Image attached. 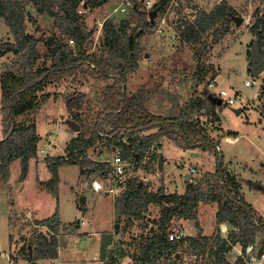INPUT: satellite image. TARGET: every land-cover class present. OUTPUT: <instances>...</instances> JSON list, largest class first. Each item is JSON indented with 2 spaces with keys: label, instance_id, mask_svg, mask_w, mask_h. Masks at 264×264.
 <instances>
[{
  "label": "rangeland",
  "instance_id": "obj_1",
  "mask_svg": "<svg viewBox=\"0 0 264 264\" xmlns=\"http://www.w3.org/2000/svg\"><path fill=\"white\" fill-rule=\"evenodd\" d=\"M55 1L54 6L40 12V5H34L31 0H0V5L10 4L12 7L7 8L5 17L17 10L22 14L21 27L24 33L37 40L38 59L35 66H40L43 61L46 66L50 65L49 39L61 37L71 49L75 45L74 41L69 44L72 37L64 34V25L56 16L61 9V0ZM131 1L140 10L127 9L122 14L114 12L123 0H103V4L95 8L90 7L88 2L80 4L78 14L84 28L87 32L93 31L84 46L86 53H98L103 49L104 33L101 29L105 21H113L117 26L121 19L130 20L128 34L135 31L137 51L134 67L127 74L128 97L142 90L143 109L150 114L168 118L188 111L189 105H194L192 112L189 111L190 118L216 142L226 169L240 183V196L264 221V95L260 94L259 97L264 86V71L255 77V84L244 86L245 81L253 79L248 65L252 41L249 40L254 35L249 33L252 26L257 25L258 11L264 10V0H226L234 16L241 18L242 22L236 25L232 20L226 26L218 23L196 43L185 42L182 38L181 41L167 40L164 35L158 36L152 31L148 13L161 0ZM220 1L191 0V10L207 11ZM191 16L185 15V18L191 21ZM140 19L147 23L141 26ZM12 25L17 27L11 20L8 22L3 16L0 17V46L17 44ZM215 29L216 34L213 33ZM15 61L17 58L11 53L0 58V72L15 64ZM84 69L90 70L89 67ZM216 76L218 89H224L231 95H240L234 106L226 105L223 100L220 105L214 104L211 108L216 91L210 90L208 85ZM112 83L110 78H93L77 72L56 84L48 85L44 93H49L51 97L37 111L26 112L15 118L22 129L33 125L40 141L36 156L27 160L24 178H21V160L16 159L9 165L6 181H0V264H111L110 256L107 255L110 252L115 259L113 264H134L131 256L138 253V243L156 231L153 221L158 219L162 206L149 204L142 210L143 218L140 219L130 216L117 219L113 203L124 195L128 182L134 179L142 186L141 196L156 194L161 187L166 195H182L188 182L185 180L186 175L191 181H196L206 172L213 171L215 160L211 153L198 148L182 150L163 137L158 146L155 144L148 150L141 162H124L123 184L115 187L113 193L107 192L114 185L106 178L96 174L86 176L81 173L78 164L60 166L58 196L48 193L45 184L51 176L44 158L67 155V144L78 137L81 131H74L66 124L67 120L74 121L73 114L66 107V98L82 95L72 104L75 105L74 113L78 114L84 126L81 135L88 138L98 113L104 107L103 92ZM197 103L199 107H196ZM234 109H240L241 112L236 114ZM2 132L0 115V139ZM235 134L239 135L237 141L228 143L224 140L225 136ZM116 154V149L108 150L105 141L97 142L86 151L89 159L99 162H110ZM189 168L195 169V175L189 173ZM95 182L100 192L94 191L92 184ZM220 202L212 200L199 203L196 209L198 227L191 220L173 219L167 228L169 238H174L179 232L183 238L196 234L213 235L217 229L222 237H226L230 232L228 226L224 228L216 225L215 214ZM55 212H58L60 221L57 233L52 234L47 228L36 224L50 218ZM71 223L77 227L74 229ZM41 236L47 239L54 237L52 241L58 247L56 257L43 260L37 257V242ZM261 236L257 234L254 245L248 247L246 253L242 252L239 245L232 247L225 255L228 263L235 264L236 259L241 257L243 264H257V252L264 241ZM109 240L112 242L109 243ZM184 247L187 248V244L175 254L176 260L180 259L181 264L193 263L196 257L184 251Z\"/></svg>",
  "mask_w": 264,
  "mask_h": 264
},
{
  "label": "trees",
  "instance_id": "obj_2",
  "mask_svg": "<svg viewBox=\"0 0 264 264\" xmlns=\"http://www.w3.org/2000/svg\"><path fill=\"white\" fill-rule=\"evenodd\" d=\"M31 1L36 6L40 5V12L54 6L56 2L55 0ZM167 1L162 0V3ZM83 2H88L92 8L103 4V0H61V9L56 16L64 25V34L69 38L72 37L75 45L71 49L68 42L63 41L61 37L49 39L47 45L51 53V61L48 66L45 61L40 66H35L38 59L37 40H34L30 34L24 33L21 27L22 14L14 10V13L6 18L7 8L12 7L10 4L0 5V17L3 16L8 22L11 20L17 25V27L12 25L17 44L7 43L0 46V58L8 53L17 58L15 64L0 72V115L3 131L2 139H0V181H6L9 165L16 159L21 160V178H24L28 168V158L36 156L40 138L36 134L35 127L32 125L22 129L15 118L26 112H35L46 103L51 97L49 93H44L48 85L56 84L77 72L83 75L88 74L93 78H110L113 83L103 92L104 107L98 113L88 138L81 135L84 126L81 125L78 114L74 113L75 105L72 104L73 100L82 95L77 94V97L74 95L66 98V107L73 114V120L80 124L81 131L78 137L67 144V155L44 158L51 176L45 184L46 191L53 196H58V168L63 165L78 164L81 173L86 176L96 174L107 178L110 171L109 163L89 159L86 155L88 148L100 141L107 143L109 151L116 149L120 158L126 163L141 162L148 150L155 144L158 146L163 137L182 150L198 148L209 152L215 160L213 171L206 172L196 181H191L190 178L182 195L177 193L166 195L161 187L156 194L141 196L142 186L133 179L128 182L124 195L115 199L114 213L117 219L121 216L140 219L143 218L142 210H145L149 204L162 206L158 219L153 221L156 231L149 237H144V240L138 243V253H133L131 256L134 264H181L180 259L176 260L175 254L185 244L187 248L184 247V251L187 250L196 257V260L190 264H229L225 255L234 245L239 244L242 252L246 253L247 248L254 245L257 234L264 238V221L240 196L239 182L235 176L227 172L216 142L190 118L189 111L192 112L194 105H189L188 111L168 118L150 114L143 109L142 90L128 97L127 74L134 67L137 51L135 31L128 34L130 20L121 19L117 26L113 21L105 22L103 49L101 48L98 53H86L84 46L93 31H86L83 20L78 14V7ZM51 13L50 11L49 15ZM231 15L234 16L233 9L226 0H222L210 10L196 11L191 22L185 23L180 36L185 42L196 43L203 34L216 27L218 23H224L225 26L230 23L233 20ZM140 21H142L141 26L147 23L145 20L140 19ZM251 32L254 39L250 46L258 40L263 55L264 17L258 19L257 25L252 26ZM213 33L216 34L217 29ZM84 67H89L90 70L86 71ZM39 92L42 94L38 95ZM261 95H264V86ZM212 100L211 108L217 104L218 99L214 97ZM197 104L196 107H199V103ZM212 200L221 201L215 214L216 225L217 227L221 224L228 226L230 232L226 237H222L217 229V233L210 236L196 234L178 240H175V237L169 238L167 228L173 219L191 220L198 227L196 209L199 203ZM36 224L47 228L52 234L57 233L60 225L58 212ZM71 226L74 229L77 227L75 223H71ZM53 238L47 239L41 236V244L40 241L37 242L39 245L36 250L39 259L57 256L58 247L55 246V241H52ZM263 252L264 241L257 252V258ZM107 255L110 256L111 264H113L115 260L111 257L113 253L110 252ZM235 264H243L242 258H237Z\"/></svg>",
  "mask_w": 264,
  "mask_h": 264
},
{
  "label": "built area",
  "instance_id": "obj_3",
  "mask_svg": "<svg viewBox=\"0 0 264 264\" xmlns=\"http://www.w3.org/2000/svg\"><path fill=\"white\" fill-rule=\"evenodd\" d=\"M149 5H151V3ZM191 6V0H168L166 3H162L161 0L160 3L153 6L154 9L157 8V13L150 24L152 31L158 36L164 35L167 40L174 39L175 41H178L179 39V41H181L180 31L184 28L185 23L188 24L191 22L189 21V18H185V15L189 17L190 14H192L191 17H193L195 13L193 12V10H191ZM136 8L137 10L139 9L135 2L131 0H123V3L119 5V7L115 8L114 12H119V14H122L127 11V9L136 10ZM72 43L73 39L71 38L69 39V44ZM174 46L175 45H173L171 48H173ZM253 84H255V78L250 81L247 80L244 82V86L247 87ZM208 88L210 90L216 91L214 92L216 98H218L221 102L224 100L226 102V105L228 106H234L235 102L240 98V95L238 93H234V95H231L224 89H218L217 81L215 79L214 81L209 83ZM108 163L110 165V171L106 180L114 186L110 187L107 192L113 193L115 187L121 186L123 184L122 179L124 177L125 163L120 158V155L118 153ZM188 171L191 175H195L196 171L194 168H189ZM95 183L92 184L94 191L100 192V187L95 186ZM181 238H183L182 233L179 232L177 233V235H175V240ZM255 260L257 264H262V261L264 260V252L259 258L256 257Z\"/></svg>",
  "mask_w": 264,
  "mask_h": 264
},
{
  "label": "water",
  "instance_id": "obj_4",
  "mask_svg": "<svg viewBox=\"0 0 264 264\" xmlns=\"http://www.w3.org/2000/svg\"><path fill=\"white\" fill-rule=\"evenodd\" d=\"M156 13H157V8L151 10L148 13L150 21L153 20ZM231 17H232L233 21H235L236 25H239L242 22L241 18H237L233 15H231ZM249 63H250L251 75L253 76V78L257 77L260 73H262L264 71V58H263V55L261 53L258 40L254 41L250 47ZM217 104L220 105L221 101L218 100ZM233 111L236 114H239L241 110L240 109H234ZM66 124L74 131H78L80 129V126L75 121L67 120ZM113 150H115V149H113ZM189 179H190L189 175H186L185 180L189 181ZM31 264H37V263L32 262Z\"/></svg>",
  "mask_w": 264,
  "mask_h": 264
},
{
  "label": "crops",
  "instance_id": "obj_5",
  "mask_svg": "<svg viewBox=\"0 0 264 264\" xmlns=\"http://www.w3.org/2000/svg\"><path fill=\"white\" fill-rule=\"evenodd\" d=\"M110 15V14H109ZM258 19L260 18V17H264V10H262L261 12H259L258 11V14H257V16H256ZM106 22V21H105ZM101 31H103V27H102V29H101ZM253 33L250 31V33H249V35H252ZM253 36V35H252ZM254 39V36L249 40V42L251 41V40H253ZM248 44V43H247ZM246 44V45H247ZM248 46V45H247ZM263 58H264V54H263ZM248 69H249V71L251 72V70H250V63H249V65H248ZM219 74V66H218V68H217V75ZM215 80L217 81V76H216V78H215ZM262 93V91L260 90V93H259V97H260V94ZM262 96V95H261ZM218 99V98H217ZM219 100V99H218ZM218 100H217V102H218ZM241 112V111H240ZM238 137H239V135H237V134H235L234 136H225L224 138V140L226 141V142H228V143H233V142H235V141H237V139H238ZM164 163L165 164H167V162L166 161H164ZM225 164V163H224ZM226 168V167H225ZM227 170V169H226ZM227 172L229 173V174H231V175H233V176H235L232 172H230V171H228L227 170ZM235 178H236V176H235ZM239 182V181H238ZM240 184V183H239ZM113 210H114V208H113ZM113 217H114V214H113ZM221 227H224V228H226L227 227V225L226 224H221L220 225ZM112 233H114V232H112ZM212 235V234H211ZM187 236H190V235H187ZM205 236H210V235H205ZM236 245H239V244H236ZM240 246V245H239ZM233 247H235V245L233 246ZM58 249V248H57ZM232 249V248H231ZM235 249V248H234ZM262 264H264V263H262Z\"/></svg>",
  "mask_w": 264,
  "mask_h": 264
},
{
  "label": "bare ground",
  "instance_id": "obj_6",
  "mask_svg": "<svg viewBox=\"0 0 264 264\" xmlns=\"http://www.w3.org/2000/svg\"><path fill=\"white\" fill-rule=\"evenodd\" d=\"M95 186H97V187H98V184H97V183H95Z\"/></svg>",
  "mask_w": 264,
  "mask_h": 264
}]
</instances>
